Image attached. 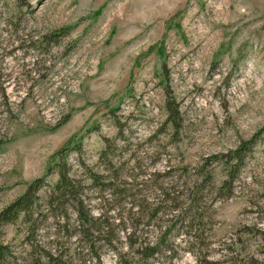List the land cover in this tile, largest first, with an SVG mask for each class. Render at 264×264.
<instances>
[{"label": "rangeland", "instance_id": "rangeland-1", "mask_svg": "<svg viewBox=\"0 0 264 264\" xmlns=\"http://www.w3.org/2000/svg\"><path fill=\"white\" fill-rule=\"evenodd\" d=\"M167 74L184 114L181 142L155 135L166 120ZM113 111L126 129L115 162L131 191L118 204L89 191L95 215L118 223L132 201L133 212L150 213L159 175L178 177L259 136L233 197L215 205L211 254L263 257L264 235L245 229L264 230V0H0V212L36 179L56 183L51 169L67 147L78 175L83 161L109 176L99 158L104 139L118 136ZM0 234L17 246L26 227ZM118 251L134 257L124 244ZM181 253L155 264H198ZM87 264L120 263L104 249L100 263Z\"/></svg>", "mask_w": 264, "mask_h": 264}, {"label": "trees", "instance_id": "trees-1", "mask_svg": "<svg viewBox=\"0 0 264 264\" xmlns=\"http://www.w3.org/2000/svg\"><path fill=\"white\" fill-rule=\"evenodd\" d=\"M64 32L66 34L69 30ZM165 80L166 120L155 135L170 131L172 139L181 142L185 127L182 105L171 89L168 74ZM112 113L118 136L104 139L105 147L99 158L109 176L95 172L83 161L79 165L86 177L78 175L68 161L72 151L68 147L60 151L59 161L51 169V173L58 176L57 182L36 179L23 195L0 212V227L20 221L26 227V237L17 246L5 244L0 234V264H75V261L87 264L91 260L100 263L104 249L117 255L120 264H155L161 258L173 262L185 250L196 257L198 264H264V252L260 258L250 254L243 257L228 248L230 258L223 260L213 259L211 254L215 205L222 199L233 197L236 182L247 159L252 156L259 136L241 142L236 149L214 155L194 168H184L178 177L169 171L159 175L161 183L156 188L157 197L150 204L152 207L149 206L150 213H145L141 205H137L138 210L133 212L136 205L132 201L128 218L122 216L116 223L108 212L95 215L88 195L89 191L96 189L102 202L105 201L104 194L110 192L111 201L117 199L118 204L131 191L125 187V182H121L123 174L115 162L116 142L125 140L126 129L117 119L116 112ZM68 120L69 117L63 124ZM2 146L0 142V149ZM74 151L81 153L79 147ZM217 168L222 173L220 178ZM183 178L185 182L181 183ZM152 222L156 230L146 231ZM245 230L256 237L264 235V230L257 227ZM42 232L44 238L51 239L42 241ZM184 238L186 246L182 244ZM74 244L76 253L72 256L70 251ZM123 244L134 253V257L118 251Z\"/></svg>", "mask_w": 264, "mask_h": 264}]
</instances>
